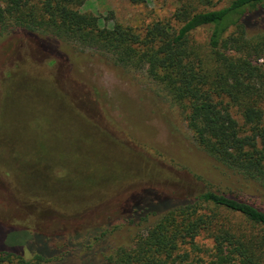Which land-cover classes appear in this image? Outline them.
Instances as JSON below:
<instances>
[{
    "label": "rangeland",
    "instance_id": "1",
    "mask_svg": "<svg viewBox=\"0 0 264 264\" xmlns=\"http://www.w3.org/2000/svg\"><path fill=\"white\" fill-rule=\"evenodd\" d=\"M175 7V0H88L80 10L107 26L138 28ZM262 25L264 16L253 27ZM34 34L0 38L1 250L50 252L47 264H107L160 214L117 219L131 205L162 206L156 193L180 200L218 189L264 208V187L202 150L181 109L144 71L65 42L54 56ZM69 236L91 247L60 253Z\"/></svg>",
    "mask_w": 264,
    "mask_h": 264
},
{
    "label": "trees",
    "instance_id": "2",
    "mask_svg": "<svg viewBox=\"0 0 264 264\" xmlns=\"http://www.w3.org/2000/svg\"><path fill=\"white\" fill-rule=\"evenodd\" d=\"M87 1L0 0V38L32 32L54 56L62 55L58 42H65L144 71L181 109L202 150L264 187V26L253 27L264 16V0H175L167 19L138 28L107 26L99 15L80 10ZM221 1L226 4L216 7ZM200 30H206L201 41L193 38ZM154 198L165 203L131 205L117 219L160 214L131 245L109 254L107 264H264V208L250 199L218 189L180 200ZM72 240L64 238L60 253L92 244ZM30 250L25 256L0 249V264L50 260V252Z\"/></svg>",
    "mask_w": 264,
    "mask_h": 264
}]
</instances>
